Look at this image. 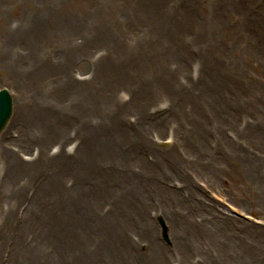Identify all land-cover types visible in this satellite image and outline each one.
Wrapping results in <instances>:
<instances>
[{"label":"rangeland","instance_id":"rangeland-1","mask_svg":"<svg viewBox=\"0 0 264 264\" xmlns=\"http://www.w3.org/2000/svg\"><path fill=\"white\" fill-rule=\"evenodd\" d=\"M58 59L66 67L48 68ZM35 61L40 71L26 78L4 69L24 72ZM58 76L73 83L56 86L67 80L51 82ZM31 80L60 90L49 99L66 108V122L19 141L20 126L8 125L13 110L0 132V145L18 152L4 189L0 159V229L7 223L23 246L19 264H82L84 245L94 264H264V0H0V88L20 97ZM99 128L104 145L122 149L120 159L85 158ZM196 129L207 146L191 157ZM80 146L88 169L45 167L60 148L69 154L62 161ZM166 151L186 154L158 158ZM54 172L60 191L44 202ZM77 178L86 194L109 191L80 203L65 191ZM126 193L141 195L144 207L121 252L124 223L113 225V237L93 231L95 239V218L86 217L108 219L122 201L114 197ZM6 229L0 242L14 239ZM9 253L3 247L0 262Z\"/></svg>","mask_w":264,"mask_h":264},{"label":"bare ground","instance_id":"bare-ground-1","mask_svg":"<svg viewBox=\"0 0 264 264\" xmlns=\"http://www.w3.org/2000/svg\"><path fill=\"white\" fill-rule=\"evenodd\" d=\"M26 49H23L21 51V53L23 55L27 56L25 59H27L29 57H31V58L35 57L33 55L34 53L31 50H28L26 52V54H24ZM68 56L69 55L66 54L65 58H67ZM60 57H61V59H63L64 58L63 54ZM61 59H58L57 61H60ZM42 60H45V58L42 59ZM74 62L77 63L78 61H74ZM35 63H36V61L32 64L33 65L32 68H29L28 70H26L24 72H22V70L20 69V68H24V67L12 68L11 65L6 66V68H4V69L6 71H9V69H10V71L13 70L15 73L21 75V78H26V77H28L26 75H32L31 74L32 70L36 71V72L40 71V68H41L40 63L37 64V65ZM50 63H51V61H50ZM41 64H43V63H41ZM52 64H55V66L54 65L48 66V68H50L51 70L61 66L60 64H63V67H66L64 61H62V60L60 62H58V63H52ZM4 65L5 64H3V66ZM63 78L67 79V76H63V77L62 76H58L55 80H54V78H52L51 82H53V81L56 82V81H59V80H61ZM32 82H34V80H31L30 81V85H27L26 88H24V90H22V94H21L22 96H20V97L17 96L16 98H13V97L11 98V100H12L11 115L13 113V110H14L15 115H14V117L12 118V120L10 121V123L8 125L10 127L14 126V125L17 126V127L20 126L18 128L19 129L18 130L19 131V135L21 136L19 141H22L23 138H25L26 136L28 138H30L31 140H33L34 139V135H35L33 132L41 133V130L45 129V128H48L50 130H54L56 132L58 123L60 121H62L61 123H63L64 121L66 122V119L64 121L62 120L66 108L55 107V101L50 100L52 98H56V95L59 96L61 94L60 90H58L57 87H55L54 83L47 84V87L45 88V85L42 84V83H40L36 87V86L32 85ZM70 83H73L71 81V79H67L66 82L63 81L62 84H56V86L61 87V86H64L65 84H70ZM76 83L81 84L82 82L76 80ZM44 89L46 90L45 92H43ZM53 92H55V95H53ZM24 103L26 104L27 107L29 106L28 109L30 108L29 112H27V113H25L26 106L24 105ZM11 115H10V117H11ZM7 123H6V125H7ZM29 124H30V126H28ZM31 125H35V126L39 125L40 129L38 131L32 130L31 127H33V126H31ZM101 130L102 129L99 128L98 131H96L94 133H91L92 137L95 140L93 141L91 139V140L87 141V145L84 147L85 158L89 159L90 156L97 157V154L98 155L108 154V157H110V158H113V159H117L118 158V159H120V157L123 155L122 149L119 148V146H117L115 142L112 145H110L111 142L109 141L110 143L104 145L103 144V140H101V138H102L101 137ZM10 132L11 131L9 130L8 133L7 132L3 133V137H6V135L9 134ZM85 132H86V135L84 136L83 140H86L88 138V132L87 131H85ZM194 132H196L194 140L195 141H197V140L199 141V144H198L199 146H195L194 147L196 149V153H193V155L191 154L192 155L191 157H195V155H196V157H198L200 154L203 155L204 146H207L206 142L204 141V139H206V136L204 134L200 135V133L198 132V129H196ZM11 134H12V132H11ZM191 136L194 137L193 135H191ZM5 145H6L5 147L0 145V159L4 160L5 164L7 163L5 166L2 163V166H4V169L2 167V169H3V171H2L3 172V179L6 182L2 189H4V187H6V184L10 183V181H11L10 179L13 176L14 171L16 170V169L13 168V166L15 165V162L18 159L16 157L18 155V152H16V154H15L14 150L12 149V147H10L9 144H5ZM38 145H41L40 141L38 142ZM77 146H79V144ZM81 147L82 146H80L79 148L77 147L76 148L77 150L75 149V152L78 151L79 155H77L76 157L75 156H71L70 158H64L62 161L60 159L62 157H64V156L69 155V154H66L67 152L66 153L63 152L64 148H63L62 151H61V148H60L57 151V154L55 156H51L50 157V160L48 161L47 164H45V167H49L50 164H52L54 162L53 163V167L54 168H56V165L58 164V165L61 166L60 167L61 169L65 168V167L66 168L72 167V168H76V169H88L89 168L88 165H87L88 163L87 162L85 163L83 161L84 160L83 159L84 156L82 157V155H80ZM201 147H203V148L201 149ZM96 149H97V151H96ZM41 152H42V149H39L38 157L40 156ZM96 152H97V154H96ZM169 153H170V151H166V154L164 156H160L159 155L158 158H160L161 160H165V159L168 160V158H174V159H179L180 160V156H183V155L186 154L184 152H177V154L175 153L173 155H169ZM3 155H4V157H3ZM176 156L179 157V158H177ZM37 158H35V159H37ZM45 158H49V157L46 156ZM32 159H33V157H32ZM68 159H70V161H68ZM2 160H0V162H2ZM35 161L36 160H34L33 162H35ZM27 162H29V161H27ZM32 165H34V163H32ZM107 171H109V170H107ZM79 173H81V172H79ZM53 174L54 175L51 176V179H49L48 184L46 183L44 185V188L47 187V189H48V193H45L42 196V198H41V200H44V202H47L46 201L47 194H51V193H55V192L60 191L59 188H58V187H60L59 186L60 182L58 181L59 180V178H58L59 176L56 174V172H54ZM107 176H111V172H108L106 177ZM102 177H105V176L103 175ZM102 177H100V178H102ZM102 183H107V182L106 181H102ZM134 184L136 185V188L139 187L138 181L135 180L134 183H133V186H134ZM80 186L82 188L85 185L80 181L79 178H77L76 181L71 183V186L65 188V191H67L66 195L69 196L68 192L71 191L72 194L76 195V199L80 203L81 202L85 203V201H89L90 202V201H93V199L95 201H98L96 199V197L99 198V195H101L102 193L105 194V193H107L109 191V189L107 188V185H106L105 188L103 186L99 187L97 189V191L95 192L96 195H95V193L94 194L93 193L86 194V193H84V190H82L80 188ZM142 191H143L144 195L141 192H139V193L143 197H145L147 199V195L145 194L146 191H145L144 187H143ZM1 192L2 191H0V193ZM56 195H57V193H55V198H56ZM141 195H139V194L135 195V193H126V194H120L118 196H115L114 199H120L122 201H120L118 204H114L113 206L109 207L110 214H108V219H107V214L102 216V217H98L96 215L95 216H90L89 218L86 217V219H88L89 221L91 219L95 218V219L92 220V222L95 223L93 225L94 229L93 230L89 229V231L92 233V237L97 239V237L93 233V231H95V230L96 231L99 230V231H101L103 233H108L109 234V232L111 231V228L115 229V227H113V225L119 224L120 222H123L125 230H122V233H121V236H120V240L118 238H115V241L119 240V242H120L119 250L121 252L122 251L124 252L126 244L128 243V242L127 243L125 242L124 232H126V234H128V232L132 229V227H131L132 218H134L133 222L135 220H138L140 222V224H141V214L143 213V211L141 209H142V207H144V200H143V197ZM63 196L65 197L64 193H63ZM109 196L112 197L113 195H108V197ZM37 200H38V197H37ZM41 202L42 201H40V203ZM126 202H129L130 206ZM71 204H72V202H70V205ZM75 205L76 204L72 205L71 210H72V208H74ZM133 206H135V207H133ZM50 207H52V206H50ZM71 210H70V212H71ZM88 211H91V209H89ZM8 226L9 225L7 223H4L2 225L0 231L1 230H5L6 227H7V229H6L7 233H8V231H10V233L13 234L14 239L10 242L9 241L10 240V237H9L10 235L9 234H5L7 236H5L3 238V240L0 242V250L3 247L7 248V250H10L9 256L5 259L6 262H4V263L0 262V264H19V256L21 254V251L24 248L21 245V243H19L18 238L15 237V232L13 231V229H11V227L8 228ZM88 228H92V227L88 226ZM82 232L83 233L85 232V228H82ZM39 235L40 234H38L37 236H39ZM109 236L113 237L112 234H109ZM83 238H85V237H83ZM83 242L84 241H82V240H81V242L76 241V243H74V244L81 245ZM78 243H81V244H78ZM86 246L87 245L83 246L84 248H87L86 251L85 250L81 251V253H82L81 254V259H82L81 263L82 264H94V259H97V258L93 255V253H91L93 248L90 245H88L87 247ZM119 250L116 247H114L113 245H109V247H108L109 254L110 253H117L118 255H120L122 257L123 255L119 252ZM28 259H29V255H28ZM8 261H9V263H7Z\"/></svg>","mask_w":264,"mask_h":264},{"label":"water","instance_id":"water-1","mask_svg":"<svg viewBox=\"0 0 264 264\" xmlns=\"http://www.w3.org/2000/svg\"><path fill=\"white\" fill-rule=\"evenodd\" d=\"M12 111V100L11 96L6 89L0 90V131L7 123ZM163 227V233H166V227L164 226L163 220H160Z\"/></svg>","mask_w":264,"mask_h":264}]
</instances>
